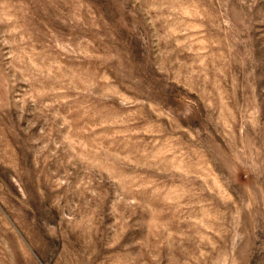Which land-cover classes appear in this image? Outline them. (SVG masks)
Here are the masks:
<instances>
[{"label":"rangeland","instance_id":"rangeland-1","mask_svg":"<svg viewBox=\"0 0 264 264\" xmlns=\"http://www.w3.org/2000/svg\"><path fill=\"white\" fill-rule=\"evenodd\" d=\"M0 264H264V0H0Z\"/></svg>","mask_w":264,"mask_h":264}]
</instances>
